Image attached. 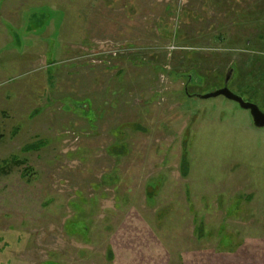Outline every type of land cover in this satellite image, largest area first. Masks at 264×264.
Returning a JSON list of instances; mask_svg holds the SVG:
<instances>
[{"label": "rangeland", "instance_id": "obj_1", "mask_svg": "<svg viewBox=\"0 0 264 264\" xmlns=\"http://www.w3.org/2000/svg\"><path fill=\"white\" fill-rule=\"evenodd\" d=\"M230 74L264 111V0H0V264H264Z\"/></svg>", "mask_w": 264, "mask_h": 264}, {"label": "water", "instance_id": "obj_2", "mask_svg": "<svg viewBox=\"0 0 264 264\" xmlns=\"http://www.w3.org/2000/svg\"><path fill=\"white\" fill-rule=\"evenodd\" d=\"M231 74L226 78V84L223 88L218 89L216 91L202 94V95H195V97L201 99H210V98H217L223 96L224 98L237 103L243 110H246L250 113L253 125L256 128L262 129L264 128V112L259 108V106L255 103L249 102L244 100V98L240 95L234 93L229 87L228 83L230 82Z\"/></svg>", "mask_w": 264, "mask_h": 264}, {"label": "trees", "instance_id": "obj_3", "mask_svg": "<svg viewBox=\"0 0 264 264\" xmlns=\"http://www.w3.org/2000/svg\"><path fill=\"white\" fill-rule=\"evenodd\" d=\"M190 83H191V82H190ZM190 83L187 84L188 87H190V85H189ZM187 96H188V97H193V96L195 97V95H187ZM31 149H33V147H31ZM17 164H18V165H24L25 162H23V161H17ZM0 168H1V167H0ZM1 169H2V168H1ZM28 169H29V168L27 167V168L25 169L24 172H25V173L28 172V171H27Z\"/></svg>", "mask_w": 264, "mask_h": 264}, {"label": "flooded vegetation", "instance_id": "obj_4", "mask_svg": "<svg viewBox=\"0 0 264 264\" xmlns=\"http://www.w3.org/2000/svg\"><path fill=\"white\" fill-rule=\"evenodd\" d=\"M188 87V86H187ZM264 112V111H263Z\"/></svg>", "mask_w": 264, "mask_h": 264}, {"label": "crops", "instance_id": "obj_5", "mask_svg": "<svg viewBox=\"0 0 264 264\" xmlns=\"http://www.w3.org/2000/svg\"><path fill=\"white\" fill-rule=\"evenodd\" d=\"M260 2V1H259Z\"/></svg>", "mask_w": 264, "mask_h": 264}]
</instances>
